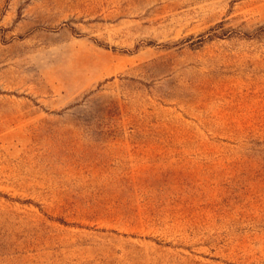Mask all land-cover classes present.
Masks as SVG:
<instances>
[{
  "label": "rangeland",
  "instance_id": "1",
  "mask_svg": "<svg viewBox=\"0 0 264 264\" xmlns=\"http://www.w3.org/2000/svg\"><path fill=\"white\" fill-rule=\"evenodd\" d=\"M0 264H264V0H0Z\"/></svg>",
  "mask_w": 264,
  "mask_h": 264
}]
</instances>
